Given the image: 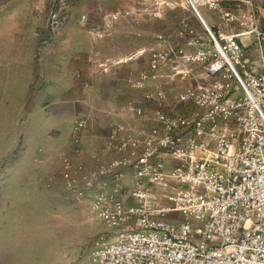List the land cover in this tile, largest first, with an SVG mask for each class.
I'll return each instance as SVG.
<instances>
[{"label": "built area", "instance_id": "obj_1", "mask_svg": "<svg viewBox=\"0 0 264 264\" xmlns=\"http://www.w3.org/2000/svg\"><path fill=\"white\" fill-rule=\"evenodd\" d=\"M227 1L244 8L223 7ZM188 2L202 30L188 28L187 46L156 34L134 82L143 91L128 106L140 126L111 128L102 146L109 157L82 179L91 215L110 228L92 241L97 264H264L259 9L254 0ZM201 6L217 13L215 29ZM91 122H72V153H81ZM72 168L63 157L69 183L77 181Z\"/></svg>", "mask_w": 264, "mask_h": 264}, {"label": "rangeland", "instance_id": "obj_2", "mask_svg": "<svg viewBox=\"0 0 264 264\" xmlns=\"http://www.w3.org/2000/svg\"><path fill=\"white\" fill-rule=\"evenodd\" d=\"M254 2L262 27L263 10L258 0ZM223 7L242 10L244 4L227 1ZM199 9L215 29L217 13ZM83 11L100 16L102 26L91 25L87 32L102 36L103 49L115 45L120 52L137 53L135 67L142 66L138 74L148 66L156 34H171L176 43L187 46L188 28L202 30L188 0H0V49L7 56L1 65L6 69L9 57L15 52L13 58L18 59L29 46L37 54L48 50L69 17L83 18ZM245 42L247 57L255 60V45ZM126 74L120 68L113 78L100 69L96 81L91 80L110 82ZM22 77L0 69V264H97L91 257L92 241L110 228L91 215L81 183L102 157L95 151L90 154L92 165L80 161L79 154L70 151L68 115L45 117L48 103L32 98L40 79L22 94ZM65 156L77 178L73 183L61 174Z\"/></svg>", "mask_w": 264, "mask_h": 264}, {"label": "crops", "instance_id": "obj_3", "mask_svg": "<svg viewBox=\"0 0 264 264\" xmlns=\"http://www.w3.org/2000/svg\"><path fill=\"white\" fill-rule=\"evenodd\" d=\"M258 4L263 10L261 23L264 29V0H258ZM81 13L83 18L69 17L52 39L51 47L43 53L37 54L30 46L25 53L21 49L22 55L15 59L14 52L9 57L11 63L5 69L1 65V58L4 60L7 56L0 49V69L1 72L23 73L20 79L22 94L29 92L35 79H40V83L33 86L37 87V94H32V98L39 99L43 104L48 103L44 111L45 117L46 114H52L56 118L68 115L69 132L73 120L81 116L92 117L89 129L82 135V151L77 155L80 161L92 165L91 152L97 151L102 159L109 157V154L103 153L102 146L111 128L119 124L129 129L140 126V121L128 106L143 91L134 86L138 79L137 71L142 66L135 67L134 62H139L135 61L137 53L130 55L132 51L120 52L115 45L113 48L105 46L103 49L100 39L102 36L99 37L95 31L87 32L91 25L102 26V21H98L100 16L94 17L90 11ZM120 68L125 74L127 72L125 78L119 77L121 79L110 82L91 80L93 78L96 81L95 74L100 73V69L106 70L115 78ZM42 73L45 75L42 76ZM48 108L51 112H47Z\"/></svg>", "mask_w": 264, "mask_h": 264}]
</instances>
